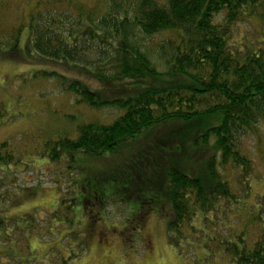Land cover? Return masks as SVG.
Instances as JSON below:
<instances>
[{
  "label": "trees",
  "instance_id": "16d2710c",
  "mask_svg": "<svg viewBox=\"0 0 264 264\" xmlns=\"http://www.w3.org/2000/svg\"><path fill=\"white\" fill-rule=\"evenodd\" d=\"M25 1L19 21L9 12L7 0L0 2V58H19L23 47L30 61L61 64L68 72L52 76L77 104L122 113L111 124L83 125L76 139L45 143L42 156L66 162L74 171L77 154L102 158L178 122L208 123L190 145L176 132L161 141L152 139L148 154L163 148L159 165L165 166L157 171L161 193L157 186L154 202L144 204L159 210L167 201L171 243L179 253L198 244L207 258L191 256L197 264H212L210 256L217 254L223 255L222 264H264V227L249 243L240 237L231 241L204 236L203 230L200 240L193 225L199 212L204 222L211 220L208 214L220 212L224 200L239 203L232 193L233 181L236 178L237 189L245 191L254 171L255 151L249 140L264 135V0ZM7 19L14 26L5 34ZM243 23L252 31L239 38ZM5 113L0 101V121ZM186 146L192 147L193 158L178 164V153ZM7 149V143L0 147L5 174L18 158ZM201 153L199 171L190 160L195 163V155ZM171 157L178 161L167 162ZM3 200L0 196V210ZM75 207L73 201L68 214ZM258 207L264 213V195ZM15 220L0 219L7 243L9 223ZM185 226L190 231L183 235ZM209 238L219 243L220 252L210 249Z\"/></svg>",
  "mask_w": 264,
  "mask_h": 264
},
{
  "label": "rangeland",
  "instance_id": "374dc122",
  "mask_svg": "<svg viewBox=\"0 0 264 264\" xmlns=\"http://www.w3.org/2000/svg\"><path fill=\"white\" fill-rule=\"evenodd\" d=\"M7 2L9 12L19 21L27 2ZM14 17L12 22L18 24ZM10 21L3 24L5 34L14 26ZM248 30L252 31L243 23L239 38ZM25 43L23 37L22 45ZM22 53L19 58H0V101L6 109L5 118L0 121V147L7 143V152L18 156L16 162L20 160L13 161L7 174L1 170L5 167L0 166V196L4 198L0 219H17L12 225L9 223V243L4 240L5 226L2 228L6 232L0 231V264H197V258L191 256L206 259L207 254L198 249V244L195 248L185 246L181 253L172 245L168 230L172 216L166 200L159 210L144 203L154 202L157 186L161 193L162 180L157 171L165 166L159 165L165 156L163 148L152 156L148 154L152 139L161 141L176 132L188 145L208 123L178 122L157 131V137L143 135L120 152L102 158L77 154L76 169L68 170V163L50 162L42 156L45 143L59 138L76 139L83 125L111 124L122 113L113 108L94 110L77 104L72 94L63 92L60 80L52 76L65 75L68 71L63 65L36 58L30 61L23 47ZM90 84L96 86L92 81ZM249 141L255 156L246 190L237 189L235 178L232 193L239 203L234 199L222 201L220 212L208 214L211 220L205 222L199 212L193 225L200 231V240L203 230L204 236H226L231 241L240 237L250 243L264 227V213L258 207L264 195V135ZM193 155L192 147L186 146L178 153V164H186ZM176 159L171 157L167 162ZM190 161L201 171L202 153L195 155V163ZM73 201L76 207L68 214ZM188 231L187 226L183 227V235ZM211 239L207 243L210 249L220 252L219 243ZM210 259L212 264L225 263L221 254Z\"/></svg>",
  "mask_w": 264,
  "mask_h": 264
}]
</instances>
